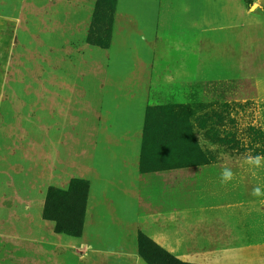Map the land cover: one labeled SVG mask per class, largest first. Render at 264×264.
Here are the masks:
<instances>
[{"label":"crops","instance_id":"0c3cea01","mask_svg":"<svg viewBox=\"0 0 264 264\" xmlns=\"http://www.w3.org/2000/svg\"><path fill=\"white\" fill-rule=\"evenodd\" d=\"M97 2L0 0V174L13 190L0 186V234L82 251L88 264H147L140 233L192 264H221L217 249L225 264L264 251L252 232L264 226V201L252 200L260 177L233 172L222 184L232 164L142 172L151 107L206 77L264 73V0H116L106 48L89 40ZM77 178L89 182L84 236L43 216L49 188Z\"/></svg>","mask_w":264,"mask_h":264},{"label":"rangeland","instance_id":"374dc122","mask_svg":"<svg viewBox=\"0 0 264 264\" xmlns=\"http://www.w3.org/2000/svg\"><path fill=\"white\" fill-rule=\"evenodd\" d=\"M243 1L250 4L252 0ZM115 3V0L98 1L92 31L95 40H102L109 35ZM4 30V21L0 20V85L4 79ZM255 70L261 68H254ZM213 80L206 77L203 89L174 91L172 100L149 109L147 136L143 141L146 149L142 158V172L145 175L156 172L155 167L159 168L160 165L162 168L164 163L232 164L237 167L231 169L232 172L240 175L250 173L255 181L260 177L264 191V160L259 168L244 162L247 156L264 157V92L258 87L264 84V73L238 72L230 77L222 75L219 82ZM21 177L19 175V180ZM9 179L10 174H0L1 189L12 196V187L7 185ZM252 186L256 187L254 184ZM243 198L241 196L238 200L247 199ZM235 200L232 196L222 199L228 204ZM252 200L264 201V197H253ZM61 214L77 215V212L66 206ZM4 220L8 226H23L21 221L13 222L15 219ZM260 220L264 222L263 210ZM252 232L254 235L258 234L259 243L264 242V226L254 228ZM84 235L83 226L81 236ZM143 235L145 238L141 244V252L147 264H192L178 259L148 235ZM256 244L257 241L254 242ZM212 252L221 254V264L228 261L224 260L226 257L230 259L227 250L208 251ZM243 253L244 258H240L242 262L238 264H264L263 250L246 249ZM167 255H171L178 262L172 263ZM85 259L82 251L72 252L54 245L0 234V264H88Z\"/></svg>","mask_w":264,"mask_h":264},{"label":"trees","instance_id":"16d2710c","mask_svg":"<svg viewBox=\"0 0 264 264\" xmlns=\"http://www.w3.org/2000/svg\"><path fill=\"white\" fill-rule=\"evenodd\" d=\"M250 4L248 3L247 5L249 6ZM94 21H95V17H94ZM92 31H93V27H92ZM92 31L90 32V36H89L90 42L100 45L101 47L104 48L110 45L111 29L109 35L99 41L94 39ZM145 149H146L145 145L143 144V153L145 152ZM88 190H89V182L87 180L78 179V178L72 181L69 189L67 190H58L54 187H50L48 190L46 204L43 211L44 218L54 220L56 222V230L58 232H64L74 236H81L84 226L86 210H87ZM66 206H68V208L72 210L74 209V212L75 213L77 212V215L74 214V215L63 216L61 214V211ZM144 238L145 236L143 235V233H140L139 235L140 252L142 251L143 246L141 244H143ZM167 256L172 263L178 262L171 255H167Z\"/></svg>","mask_w":264,"mask_h":264},{"label":"clouds","instance_id":"9594fccd","mask_svg":"<svg viewBox=\"0 0 264 264\" xmlns=\"http://www.w3.org/2000/svg\"><path fill=\"white\" fill-rule=\"evenodd\" d=\"M264 160V157L262 156H247L245 158V163L254 167V168H259L261 167V162ZM235 178L234 173L230 168L225 167L222 169L221 172V183L222 184H227L231 182ZM252 195L255 197H264V191L261 190L259 186H256L252 190Z\"/></svg>","mask_w":264,"mask_h":264}]
</instances>
